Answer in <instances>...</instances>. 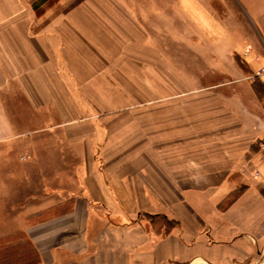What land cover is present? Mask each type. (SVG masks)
Wrapping results in <instances>:
<instances>
[{
  "label": "rangeland",
  "instance_id": "1",
  "mask_svg": "<svg viewBox=\"0 0 264 264\" xmlns=\"http://www.w3.org/2000/svg\"><path fill=\"white\" fill-rule=\"evenodd\" d=\"M92 1L99 7L93 12L99 37L89 49L84 45V65L74 69L68 121L36 123L0 142V264H60L50 254L58 246L81 252L82 228L70 218H49L81 193L78 175L87 163L155 168L163 178L146 182L158 188L170 182V173L181 185L205 165L260 161L264 0H199L222 31L214 36L186 19L180 0ZM70 2L68 13L90 0ZM193 15L217 33L202 9L193 7ZM158 163L168 166L162 170ZM169 205L158 204L154 213L137 210L132 222L167 232L176 223L165 216ZM120 248L116 242L115 258L101 264H176L154 250L122 257ZM62 256L61 264H83Z\"/></svg>",
  "mask_w": 264,
  "mask_h": 264
},
{
  "label": "crops",
  "instance_id": "2",
  "mask_svg": "<svg viewBox=\"0 0 264 264\" xmlns=\"http://www.w3.org/2000/svg\"><path fill=\"white\" fill-rule=\"evenodd\" d=\"M188 1L180 0L179 8L189 22L209 36L222 32L199 0ZM71 4L0 0V142L34 130L36 123L68 121L67 91L76 89L74 69L84 65V45L89 49L88 43L99 37L93 18L98 2H81L68 13ZM196 6L217 33L196 20ZM90 69L86 74L92 73ZM157 166L163 170L168 164ZM200 170L198 178L188 176L181 185L170 173V182L157 188L146 182L163 178L155 168L85 164L78 175L81 193L68 200L66 210L59 205V217L49 218L76 222L82 228L78 234L83 249L73 254L71 248H51L53 261L61 264L64 252L66 260L83 259V264L91 258L96 259L94 264L109 262L116 256L117 242L123 245L118 255L127 258L131 251L154 250L157 257L176 264H264V164L259 160L240 168L213 164ZM162 203L170 204L164 212L167 219L176 221L169 231L133 224L137 210L154 213Z\"/></svg>",
  "mask_w": 264,
  "mask_h": 264
},
{
  "label": "built area",
  "instance_id": "3",
  "mask_svg": "<svg viewBox=\"0 0 264 264\" xmlns=\"http://www.w3.org/2000/svg\"><path fill=\"white\" fill-rule=\"evenodd\" d=\"M258 76H264V68H261L260 71L257 73ZM260 163L264 164V146L261 147V158ZM258 173L255 172V176H257Z\"/></svg>",
  "mask_w": 264,
  "mask_h": 264
}]
</instances>
